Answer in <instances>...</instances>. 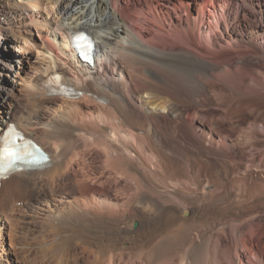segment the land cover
I'll return each mask as SVG.
<instances>
[{"label": "bare ground", "instance_id": "1", "mask_svg": "<svg viewBox=\"0 0 264 264\" xmlns=\"http://www.w3.org/2000/svg\"><path fill=\"white\" fill-rule=\"evenodd\" d=\"M0 13L22 54L0 71V146L13 126L49 156L0 178V264H264V0H0ZM11 76L19 87H2Z\"/></svg>", "mask_w": 264, "mask_h": 264}, {"label": "rangeland", "instance_id": "2", "mask_svg": "<svg viewBox=\"0 0 264 264\" xmlns=\"http://www.w3.org/2000/svg\"><path fill=\"white\" fill-rule=\"evenodd\" d=\"M232 1H234V0H232ZM4 19H5V15H3L2 13H0V20L1 21H4ZM0 31H2V25H0ZM9 38H12V37H9ZM33 38H35V37H33ZM8 42H9V40H8V38H5V39H2V38H0V71L1 70H6L8 67H10V65H13L15 68H17V66H18V63H17V60H15L12 56L15 54V55H21L22 56V54L19 52V51H21L20 50V48L18 49V50H11V49H9L8 50V46H7V44H8ZM20 44V43H19ZM23 44V45H22ZM26 44V45H25ZM5 46H7V49H4V47ZM23 46H24V48H26L27 49V52L25 53V55L27 56L28 55V57H31V58H33V56H35V54H36V50L32 47V43H31V41H29V42H24L23 40L21 41V48H23ZM174 49V48H173ZM218 49V46H217V48H216V50ZM215 50V49H214ZM11 53V54H10ZM11 56V57H10ZM259 61L262 63V62H264V59H259ZM259 62V63H260ZM24 65L25 66H27L28 67V63H27V61L25 60L24 61ZM250 68H254V69H256V67H253V66H255V64L253 65V64H250ZM256 66H257V64H256ZM4 68V69H3ZM12 78H15L16 79V81L14 82V84H15V86L16 87H19V83L20 82H22V80H20V78L19 77H13V76H11V77H5V80L3 81V86L2 87H6V86H8L9 85V83H10V81L12 80ZM6 83V84H5ZM2 89H0V91H1ZM4 92L7 94V96H11L10 94H11V91H8V90H4ZM10 93V94H9ZM189 111V109L188 110H186V109H184L183 110V112H184V114L185 113H187ZM100 163V164H99ZM97 164V165H96ZM95 166V167H94ZM101 166H102V164H101V162H100V159H99V157H97L96 155H94V157H93V168H94V170H99V168H101ZM105 194H106V196L108 197V198H110V199H112L113 197H114V192L112 191H107L106 189H105ZM112 195V196H111Z\"/></svg>", "mask_w": 264, "mask_h": 264}, {"label": "snow or ice", "instance_id": "3", "mask_svg": "<svg viewBox=\"0 0 264 264\" xmlns=\"http://www.w3.org/2000/svg\"><path fill=\"white\" fill-rule=\"evenodd\" d=\"M20 155L21 153L17 151L16 142L12 141L10 137L3 138V146L0 147V158L5 156L19 158Z\"/></svg>", "mask_w": 264, "mask_h": 264}]
</instances>
